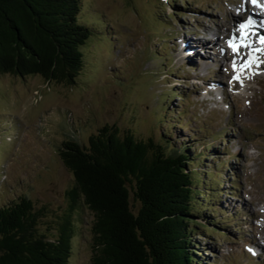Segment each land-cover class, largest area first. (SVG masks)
<instances>
[{"label":"trees","instance_id":"obj_1","mask_svg":"<svg viewBox=\"0 0 264 264\" xmlns=\"http://www.w3.org/2000/svg\"><path fill=\"white\" fill-rule=\"evenodd\" d=\"M81 3L0 0V77L74 84L86 68V43L104 35L82 20ZM157 5L161 23L166 7ZM133 124L129 117L128 129L104 125L86 144L63 142L59 155L72 184L53 238L40 231L42 209L27 194L0 205V264H71L84 210L93 217L89 264H203L193 238L197 226H207L194 216L201 190L192 158L165 135L149 137Z\"/></svg>","mask_w":264,"mask_h":264},{"label":"rangeland","instance_id":"obj_2","mask_svg":"<svg viewBox=\"0 0 264 264\" xmlns=\"http://www.w3.org/2000/svg\"><path fill=\"white\" fill-rule=\"evenodd\" d=\"M81 2L84 11L81 15L82 20L96 28L97 32L108 29L110 36L95 35L93 41L89 40L86 43L84 48L86 68L74 84L67 86L63 83H45L40 77L24 79L10 75L0 77L2 117L0 120L5 119L3 117L6 114L22 120L19 126L22 139H17L19 142L12 147H8L7 144L13 143L15 132L13 130L3 134L4 131H8L10 123L9 125L5 122L0 123V135L2 138L5 136L6 146L3 158L0 157V171L3 172L0 176V205L27 194L35 207L42 209L39 229L50 239L57 234V226L69 208L65 190L71 186L72 176L59 157V150L69 135H74L77 141L86 144L89 135L104 125L116 124L122 130L128 129L129 126L124 125V121L129 117L132 118V123H136L130 128L139 132H151L154 138L168 128L164 120L163 124L158 125V113L147 108H152L154 100L151 99L162 91V87L153 84L148 76L153 68L151 62H144L147 56L145 41L149 37L148 29L158 21L155 14L162 11L156 8L158 6L156 0H81ZM171 11L167 5L163 11L164 16ZM189 36L191 40L202 41L192 35ZM158 40L159 38H156L154 41L155 47L159 44ZM113 66H118L119 69L112 70ZM243 94L240 99L237 98L236 116L230 120L232 123L238 121L240 135L246 138L244 144L246 148L243 150L241 160L237 161L240 170L239 183L241 182V186H244L251 199L257 200L258 204L255 207L262 209V213L254 211L255 215L259 214L263 218L260 228L262 230L255 232L261 239V235L264 237V85L261 88L253 86L251 90L245 89ZM133 106L136 115L124 111L125 107L131 109ZM192 112V115L195 114L194 110ZM195 118L199 125L195 123L192 125L201 131L202 128H208L210 134L218 132L227 121V118L223 119L213 114L203 115L200 111L199 117ZM209 125L210 127H207ZM181 126L184 128L182 139L186 138L192 146L194 144L192 137H206V140L210 138L207 134L195 135L189 125ZM33 129L36 131L32 132ZM77 129L81 133L74 132ZM225 129L228 131L226 136H230L229 129L227 127ZM27 130L32 132L31 137ZM37 130H42V133H38ZM213 146L219 147V140L213 143ZM221 150L215 152L216 156L221 154ZM224 159L225 157L222 158ZM195 162L197 161L194 160L193 164ZM229 162L233 160L229 159ZM201 164L199 172L197 171L198 176L200 174V190L203 188L201 170H205L201 168L203 163ZM195 167V170H198L199 166ZM210 182L215 188L214 181ZM223 186L222 191L229 189L227 178ZM239 189L241 191V188ZM212 201L206 197L204 205L208 208V216L211 214L217 216L219 214L211 205ZM132 202L137 205L134 198ZM201 204L202 202L197 205L199 213H196L195 219L199 226H204L206 224H202L204 218L203 212L200 213ZM92 218V214L84 210L79 236L72 241L75 254L71 264L90 262L93 246L89 228ZM235 222L237 220L228 224L232 228L237 225ZM239 227L240 224L237 229L241 231ZM197 228L200 234L193 239L200 243V249L206 244L209 250H217L218 245L226 250V247L233 245L228 240L237 236L230 232L229 235L213 233L210 227H208L210 230L206 227ZM248 228L253 230L254 225ZM231 252L232 257L227 258L232 259L233 264H249L243 260L240 250L235 246Z\"/></svg>","mask_w":264,"mask_h":264},{"label":"snow or ice","instance_id":"obj_3","mask_svg":"<svg viewBox=\"0 0 264 264\" xmlns=\"http://www.w3.org/2000/svg\"><path fill=\"white\" fill-rule=\"evenodd\" d=\"M250 3L252 6L264 11V4L259 3V0H250ZM254 23L255 21L249 17L246 22H242L238 25L239 37L237 38L234 32L232 37L227 41L228 47L232 50L234 55H239L241 48L248 49V52L246 53L247 60L239 65L237 60L233 59L232 61V68L234 72H236V75L233 76V81L239 82L241 85L243 81L241 80L240 73L250 69L253 65L259 66L261 61L256 53H264V47H253L251 35H254V33H250V29ZM258 42L260 45L264 46V35L259 36Z\"/></svg>","mask_w":264,"mask_h":264},{"label":"bare ground","instance_id":"obj_4","mask_svg":"<svg viewBox=\"0 0 264 264\" xmlns=\"http://www.w3.org/2000/svg\"><path fill=\"white\" fill-rule=\"evenodd\" d=\"M244 99V98H243Z\"/></svg>","mask_w":264,"mask_h":264}]
</instances>
